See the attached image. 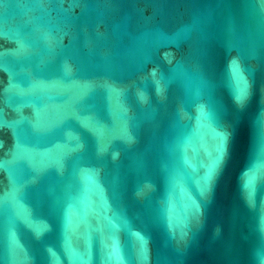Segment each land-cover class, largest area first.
Masks as SVG:
<instances>
[{
	"label": "water",
	"instance_id": "obj_1",
	"mask_svg": "<svg viewBox=\"0 0 264 264\" xmlns=\"http://www.w3.org/2000/svg\"><path fill=\"white\" fill-rule=\"evenodd\" d=\"M0 264H264V0H0Z\"/></svg>",
	"mask_w": 264,
	"mask_h": 264
}]
</instances>
